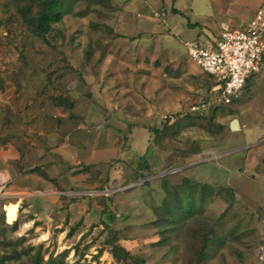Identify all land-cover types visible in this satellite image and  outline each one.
Here are the masks:
<instances>
[{
	"label": "rangeland",
	"instance_id": "rangeland-1",
	"mask_svg": "<svg viewBox=\"0 0 264 264\" xmlns=\"http://www.w3.org/2000/svg\"><path fill=\"white\" fill-rule=\"evenodd\" d=\"M37 10L0 0V264H134L114 256V243L141 264H264V70L227 108L166 125L162 116L185 113L213 84L184 44L215 28L202 7L172 12L175 30L162 24L139 40L118 36L113 0H80L44 38ZM80 126L122 133L126 150L53 190L7 177L10 147L24 157L33 140ZM188 179L195 212L174 225L161 205ZM7 202L19 204L17 227ZM182 206L191 210L190 195Z\"/></svg>",
	"mask_w": 264,
	"mask_h": 264
},
{
	"label": "crops",
	"instance_id": "crops-1",
	"mask_svg": "<svg viewBox=\"0 0 264 264\" xmlns=\"http://www.w3.org/2000/svg\"><path fill=\"white\" fill-rule=\"evenodd\" d=\"M262 2L239 0H113L116 13L112 20L115 31L126 38L136 40L154 38L159 37V28L162 24L171 31L177 28L171 24L167 17L164 20L154 19L152 17L154 11L166 9L169 17L172 16V12H176V15L182 14L188 18L189 13L194 12L199 6L208 13L206 14L208 17L213 18L215 28H213L212 34H206L204 30H200L198 36L193 39H199L210 44L214 42L223 23L234 28L245 26ZM213 11L216 14L214 17L210 15ZM188 25L193 26L191 27L192 30H196L197 27L195 26H198V23L189 21ZM204 26H208V24H204ZM167 36L171 39L170 34ZM44 140L46 143L40 139L33 140L31 148L24 157L17 146L9 148L7 158L13 160L15 165H12L13 168L8 170L7 177L16 178V186L26 190L38 188L45 191L53 190L56 182H65L68 177L73 180V175L77 171L86 170L90 166L97 167L101 162H107L110 158H114L126 150H124V136L112 128L92 131L90 128L80 126L74 132L64 135L57 131L52 132L46 135ZM127 144L131 149L132 145L129 144V141ZM109 149L115 151V156L104 158V150ZM262 152L264 153V145ZM23 163L27 164L26 167L29 168L41 167L56 182L44 178L37 172L22 174L18 171V167ZM34 198L29 197V202ZM53 198L56 197L53 196Z\"/></svg>",
	"mask_w": 264,
	"mask_h": 264
},
{
	"label": "built area",
	"instance_id": "built-area-1",
	"mask_svg": "<svg viewBox=\"0 0 264 264\" xmlns=\"http://www.w3.org/2000/svg\"><path fill=\"white\" fill-rule=\"evenodd\" d=\"M152 17L164 20L166 9L154 11ZM190 60L213 80L208 94L192 103L185 113L162 116L163 123H172L186 114L206 115L227 107L240 98L248 80L264 69V1L251 19L241 28L223 23L214 42L199 39L184 42Z\"/></svg>",
	"mask_w": 264,
	"mask_h": 264
},
{
	"label": "trees",
	"instance_id": "trees-1",
	"mask_svg": "<svg viewBox=\"0 0 264 264\" xmlns=\"http://www.w3.org/2000/svg\"><path fill=\"white\" fill-rule=\"evenodd\" d=\"M32 1L37 4L38 10L31 17V21L34 23V26L38 34L44 38L46 34L52 30L54 24L61 22L66 15L75 13L76 3L79 2L80 0H32ZM26 12H28V8H26ZM118 36L125 37L124 35H121V34H118ZM252 79H253V76L248 80L245 89L250 88ZM227 107H224V108H227ZM217 110L218 109H216L213 112H216ZM191 116H192L191 114H186L182 118H185V117L189 118ZM179 119H180V116L174 122H177ZM165 124L167 125L170 123H165ZM23 172L25 173L26 172L28 173L37 172L44 178L51 180V181H55V179L50 178L47 172L42 170L41 167L39 166L21 171V173ZM194 188L195 187L191 185V182L188 179L186 183L182 185V188L178 193H176L170 199L162 203L161 212L163 213H161V215L163 214L162 216L164 217V219L170 218L174 222V225H176L180 220L178 219L177 216H180L182 219H184V217L191 216L195 212L196 197L194 193L195 191ZM186 194L190 195L192 206H191L190 211L184 212V210L182 209L183 208L182 200H183V196ZM14 224L16 227L18 226L17 221L14 222ZM71 232H72L71 234H73L74 227L72 228ZM209 242L210 240L208 241V243ZM206 245L207 243H204L203 247ZM112 250H113L114 256L118 259H124V260L131 259L134 264H141V262L137 260V257H135L124 246L118 243H114Z\"/></svg>",
	"mask_w": 264,
	"mask_h": 264
},
{
	"label": "bare ground",
	"instance_id": "bare-ground-1",
	"mask_svg": "<svg viewBox=\"0 0 264 264\" xmlns=\"http://www.w3.org/2000/svg\"><path fill=\"white\" fill-rule=\"evenodd\" d=\"M5 211H7L8 222L13 223L17 219L19 212H20L19 211V204L17 202H10L6 205Z\"/></svg>",
	"mask_w": 264,
	"mask_h": 264
},
{
	"label": "water",
	"instance_id": "water-1",
	"mask_svg": "<svg viewBox=\"0 0 264 264\" xmlns=\"http://www.w3.org/2000/svg\"><path fill=\"white\" fill-rule=\"evenodd\" d=\"M231 129L232 130H240L241 126H240V121L238 119H235L232 123H231Z\"/></svg>",
	"mask_w": 264,
	"mask_h": 264
}]
</instances>
